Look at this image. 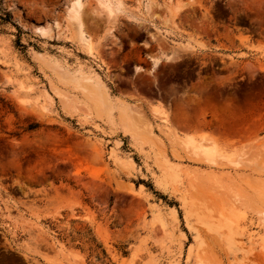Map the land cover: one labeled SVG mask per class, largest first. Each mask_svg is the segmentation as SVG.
<instances>
[{
	"label": "rangeland",
	"instance_id": "rangeland-1",
	"mask_svg": "<svg viewBox=\"0 0 264 264\" xmlns=\"http://www.w3.org/2000/svg\"><path fill=\"white\" fill-rule=\"evenodd\" d=\"M0 7V264H264V0Z\"/></svg>",
	"mask_w": 264,
	"mask_h": 264
},
{
	"label": "trees",
	"instance_id": "trees-1",
	"mask_svg": "<svg viewBox=\"0 0 264 264\" xmlns=\"http://www.w3.org/2000/svg\"><path fill=\"white\" fill-rule=\"evenodd\" d=\"M0 9H1V7H0ZM5 14L7 15V13H5ZM0 18H1V19H3V17H2V16H0Z\"/></svg>",
	"mask_w": 264,
	"mask_h": 264
}]
</instances>
